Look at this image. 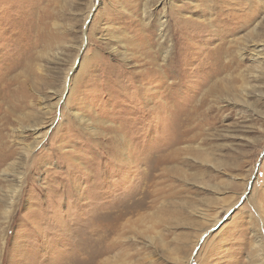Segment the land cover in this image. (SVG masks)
Here are the masks:
<instances>
[{
    "label": "rangeland",
    "instance_id": "rangeland-1",
    "mask_svg": "<svg viewBox=\"0 0 264 264\" xmlns=\"http://www.w3.org/2000/svg\"><path fill=\"white\" fill-rule=\"evenodd\" d=\"M0 83V264H264V0H0Z\"/></svg>",
    "mask_w": 264,
    "mask_h": 264
},
{
    "label": "bare ground",
    "instance_id": "bare-ground-1",
    "mask_svg": "<svg viewBox=\"0 0 264 264\" xmlns=\"http://www.w3.org/2000/svg\"><path fill=\"white\" fill-rule=\"evenodd\" d=\"M138 2V1H137ZM152 2V1H151ZM148 7V6H147ZM156 8V7H155ZM147 9V8H146ZM149 10V9H148ZM165 11H167V10H165ZM176 11H178V10H176ZM28 12H30V9H28ZM169 12H171V10L169 11ZM175 12V11H174ZM154 14V13H153ZM165 14H167V13H165ZM170 14H172V13H170ZM169 14V15H170ZM175 15V14H174ZM153 16V15H152ZM155 16V15H154ZM163 16V15H162ZM176 16V15H175ZM174 16V17H175ZM156 17V16H155ZM166 17H167V15H166ZM173 17V18H174ZM176 17H178V16H176ZM171 18V17H170ZM152 19V18H151ZM179 19H180V21H181V23L183 22V23H185V24H189L190 23V21L187 19V18H183V17H179ZM154 22V21H153ZM159 22V21H158ZM158 22H157V24H158ZM160 23V25L161 26H163L164 27V31L165 30H169V26H170V23H169V20L167 19L166 21H164V22H159ZM152 24V23H151ZM153 26V25H152ZM154 29V28H153ZM148 30V29H147ZM162 30V29H161ZM164 31H163V33H164ZM167 33H168V31H167ZM169 33H171V32H169ZM169 33H168V35H169ZM167 35V34H166ZM162 37V36H161ZM168 37V36H167ZM167 39V38H166ZM141 40V39H140ZM149 43H151V42H149ZM168 44V43H167ZM164 48V47H163ZM144 49V48H143ZM160 51H162V50H160ZM165 53V52H164ZM175 54H176V52H174ZM171 54H172V51H171ZM175 54H174V56H175ZM220 55H222V54H219V56ZM164 56H166V55H164ZM168 56V55H167ZM169 59H171L170 57H169ZM168 59V60H169ZM177 59V58H176ZM174 60V59H173ZM172 62V61H171ZM168 63V62H167ZM173 63V62H172ZM151 64V63H150ZM166 64V63H165ZM165 64H163V65H165ZM153 65H154V63H153ZM162 65V64H161ZM145 66V65H144ZM167 66V65H166ZM175 66V65H174ZM1 84V83H0ZM6 87V90H7V84L5 83L4 85H2V87H1V92L3 93V95H2V98L5 100V101H13L14 99H15V96L14 97H11V96H9L8 94H6V92H4V91H6V90H4V88ZM2 90H4V91H2ZM3 100V101H4ZM261 244H263V243H261ZM263 246V245H262Z\"/></svg>",
    "mask_w": 264,
    "mask_h": 264
}]
</instances>
